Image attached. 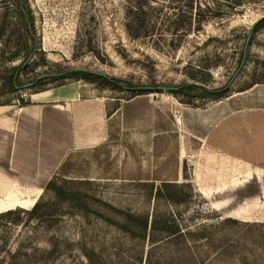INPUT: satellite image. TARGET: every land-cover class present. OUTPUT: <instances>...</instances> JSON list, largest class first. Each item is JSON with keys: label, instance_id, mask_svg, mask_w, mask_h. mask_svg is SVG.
<instances>
[{"label": "rangeland", "instance_id": "rangeland-1", "mask_svg": "<svg viewBox=\"0 0 264 264\" xmlns=\"http://www.w3.org/2000/svg\"><path fill=\"white\" fill-rule=\"evenodd\" d=\"M131 1L0 0V82L22 64L18 88L0 102L62 104L76 137L50 177L63 198L42 183L44 217L0 218V264H264V171L201 156L172 109H240L221 122L219 144L264 165V26L250 31L264 0H150L151 31L139 37L127 31ZM75 69L132 86L110 88ZM185 83L199 87L178 91ZM217 183L224 189L210 193ZM109 207L145 218V235L101 217L121 220Z\"/></svg>", "mask_w": 264, "mask_h": 264}, {"label": "crops", "instance_id": "crops-1", "mask_svg": "<svg viewBox=\"0 0 264 264\" xmlns=\"http://www.w3.org/2000/svg\"><path fill=\"white\" fill-rule=\"evenodd\" d=\"M172 109L180 114L184 111L189 116L194 112L198 117L193 123L186 116L182 120L181 116V123L174 122V126L180 125L183 131L196 137L201 156L210 155L232 164L244 162L254 167L255 174L259 173V167L264 171V165L247 161L219 144L225 134L218 131V127L223 120L236 118L242 112L240 109H222L215 105L187 107L179 103L172 104ZM158 132L164 133V129ZM75 138L71 115L62 104H0V196L7 200L3 209L15 208L14 205L24 208L30 202L34 204L40 185L46 184L61 166L66 154L74 147ZM179 152L181 156L176 152V168L179 160H183L185 147ZM245 176L246 180L252 177L250 172ZM222 189L217 183L208 191L218 193ZM34 191L36 195L31 194ZM223 201L222 198L215 202Z\"/></svg>", "mask_w": 264, "mask_h": 264}, {"label": "trees", "instance_id": "trees-1", "mask_svg": "<svg viewBox=\"0 0 264 264\" xmlns=\"http://www.w3.org/2000/svg\"><path fill=\"white\" fill-rule=\"evenodd\" d=\"M150 0H132L131 3L129 4V13H128V20H127V31L128 34H130L133 37H139L141 35L145 36L149 34V31H151L150 27H148L149 19H150ZM17 11L19 13V16L22 19V25L23 28L22 30L27 36L32 37L33 36V26L31 23L30 18L27 16V9L25 6L22 4H17ZM30 22V24H29ZM6 23L2 21L0 24V36L2 35L4 29H5ZM261 26H264V17L260 18L257 20L251 27V32L256 31L259 29ZM244 56V53L241 54L239 58V62H241L242 58ZM22 64H18L16 66H11L9 67V70H11L13 73L9 75V77L4 78L0 82V94L2 93H10L16 90V85L18 84L17 82V71ZM71 74L80 76L82 78H85L90 81H103L106 82L107 85L110 88H119L120 85H124L127 87H131L132 85L125 81L121 80L119 78L115 77H109L104 74L98 73V72H91L87 70H80V69H75L70 71ZM197 84L194 83H185L180 86H178V91H180L183 88L186 87H197ZM199 87V86H198ZM207 90V89H206ZM26 102H23L21 100V104H25ZM0 104H10L9 101H4L0 102ZM45 188L53 190L59 198H63L64 191H62L61 187L57 185V183L51 178L47 183ZM247 189V194L248 196H252L256 193L254 189H248V187H245ZM247 196V197H248ZM45 206H48L47 204H43L40 199H37L35 203L31 206L29 209H24V208H12L8 210H4L3 212H0V218H3L5 220H9L12 222H19L22 221L23 219H31L34 217H44L49 210L45 208ZM107 211L111 215H118L121 214V220H114L110 216L103 215L104 219H107L109 222H115L116 224L124 227V229L128 231H133L132 230V225L137 228L135 232L137 234L144 236L147 228V221L145 218H139L135 217L132 214L129 213H124L119 210H116L112 207L107 208ZM89 264H96L93 261H90Z\"/></svg>", "mask_w": 264, "mask_h": 264}, {"label": "built area", "instance_id": "built-area-1", "mask_svg": "<svg viewBox=\"0 0 264 264\" xmlns=\"http://www.w3.org/2000/svg\"><path fill=\"white\" fill-rule=\"evenodd\" d=\"M174 120L177 124L181 123V114L178 111H176L174 114Z\"/></svg>", "mask_w": 264, "mask_h": 264}, {"label": "water", "instance_id": "water-1", "mask_svg": "<svg viewBox=\"0 0 264 264\" xmlns=\"http://www.w3.org/2000/svg\"><path fill=\"white\" fill-rule=\"evenodd\" d=\"M250 35V34H249ZM249 35L247 36V40L249 38ZM247 42V41H246ZM246 45V44H245ZM245 49V48H244ZM24 86H28V84H25ZM16 88H18V85L15 86Z\"/></svg>", "mask_w": 264, "mask_h": 264}]
</instances>
